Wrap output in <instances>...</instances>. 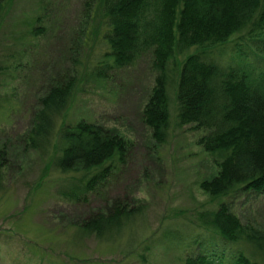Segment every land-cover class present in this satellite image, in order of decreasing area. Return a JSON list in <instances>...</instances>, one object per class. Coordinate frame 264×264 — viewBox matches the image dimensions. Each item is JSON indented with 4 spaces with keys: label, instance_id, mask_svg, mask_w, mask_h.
Listing matches in <instances>:
<instances>
[{
    "label": "trees",
    "instance_id": "16d2710c",
    "mask_svg": "<svg viewBox=\"0 0 264 264\" xmlns=\"http://www.w3.org/2000/svg\"><path fill=\"white\" fill-rule=\"evenodd\" d=\"M15 1L0 0V31ZM88 2L86 13L96 9L102 18L103 48L87 81L105 84L110 73L147 59L155 84L142 118L153 139L166 144L171 131L190 126L202 132L198 145L216 166L200 183L213 207L198 213L200 233L186 239L196 251L182 264H264V226L243 223L229 205L264 192V0ZM79 85L75 70L51 78L24 139L25 151L49 158L69 177L59 192L78 202L127 163L132 147L117 130L85 119L68 122ZM141 211L113 201L79 222L78 231L110 241ZM165 236L183 241L173 232Z\"/></svg>",
    "mask_w": 264,
    "mask_h": 264
},
{
    "label": "rangeland",
    "instance_id": "374dc122",
    "mask_svg": "<svg viewBox=\"0 0 264 264\" xmlns=\"http://www.w3.org/2000/svg\"><path fill=\"white\" fill-rule=\"evenodd\" d=\"M88 3L16 0L1 28L0 155L6 160L0 159V264H182L196 251L186 239L200 233L198 213L213 207L200 183L216 166L198 145L202 132L190 126L171 131L166 144L153 139L142 118L155 84L147 59L110 73L105 84L87 81L103 48L102 18L96 9L86 13ZM73 70L80 85L68 122H95L132 143L127 163L79 202L59 192L69 177L49 158L24 150L48 81ZM113 201L142 211L120 237V230L110 241L82 236L77 224ZM229 205L243 223L264 226V192ZM167 232L183 241L173 242Z\"/></svg>",
    "mask_w": 264,
    "mask_h": 264
}]
</instances>
